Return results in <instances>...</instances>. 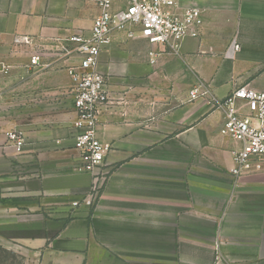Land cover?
I'll list each match as a JSON object with an SVG mask.
<instances>
[{
    "label": "crops",
    "instance_id": "crops-1",
    "mask_svg": "<svg viewBox=\"0 0 264 264\" xmlns=\"http://www.w3.org/2000/svg\"><path fill=\"white\" fill-rule=\"evenodd\" d=\"M183 4L202 8L204 25L179 52L125 32L103 50L111 102L98 136L111 151L82 172L67 51L99 8L0 0V250L21 264H264V159L235 177L225 110L189 97L201 82L219 99L264 89V0Z\"/></svg>",
    "mask_w": 264,
    "mask_h": 264
},
{
    "label": "built area",
    "instance_id": "built-area-1",
    "mask_svg": "<svg viewBox=\"0 0 264 264\" xmlns=\"http://www.w3.org/2000/svg\"><path fill=\"white\" fill-rule=\"evenodd\" d=\"M99 8L89 32L70 37L69 56H76L68 68L74 83L72 94L76 112L74 122L78 130L74 148L78 153L76 169L93 172L102 166L111 146L98 136L100 116L110 104L107 75L100 69L103 50L112 42L113 35L125 32L129 38H141L155 46L179 52L187 38L201 36L204 10L184 5L183 0H88ZM31 39L19 36L17 44H29ZM41 56L31 57V65H39ZM9 66L0 61V73H8ZM191 101L208 99L216 108L225 110L221 132L240 143L233 152L231 172L237 178L262 169L264 159V89L247 85L236 88L224 99H219L209 85L198 83L190 89ZM10 140L21 151L25 138L17 131L8 133Z\"/></svg>",
    "mask_w": 264,
    "mask_h": 264
},
{
    "label": "rangeland",
    "instance_id": "rangeland-1",
    "mask_svg": "<svg viewBox=\"0 0 264 264\" xmlns=\"http://www.w3.org/2000/svg\"><path fill=\"white\" fill-rule=\"evenodd\" d=\"M2 259L6 264H21V259L17 254H14L8 250L1 249Z\"/></svg>",
    "mask_w": 264,
    "mask_h": 264
}]
</instances>
